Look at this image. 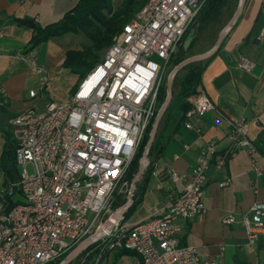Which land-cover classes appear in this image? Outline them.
Returning <instances> with one entry per match:
<instances>
[{
	"label": "built area",
	"instance_id": "1",
	"mask_svg": "<svg viewBox=\"0 0 264 264\" xmlns=\"http://www.w3.org/2000/svg\"><path fill=\"white\" fill-rule=\"evenodd\" d=\"M205 1L147 0L112 38L69 102H47L41 111L30 108L9 120L19 171L18 180L0 191V264H55L118 212L120 207L112 211L111 206L119 188L127 187L129 166L160 108L165 67ZM23 59L40 76L39 86L29 91L30 98H37L53 78L35 56ZM253 66L246 59L238 64L246 72ZM190 102L184 127L199 133L197 124L215 107L202 92ZM7 104L1 91L0 107ZM253 119H228L226 135L233 149L246 151L251 159L257 153L248 138ZM225 160L210 143L189 175L168 170L170 180L182 183L183 189L166 208H154L150 218L133 225L121 215L102 228L77 264H104L113 251L131 252L140 264H215L182 244L180 222L205 213L207 172L213 162L222 169ZM253 170L260 174L255 166ZM226 185L228 180L219 183ZM235 222L232 214L221 220L224 226ZM241 222L247 246L256 249L264 239V200L255 201Z\"/></svg>",
	"mask_w": 264,
	"mask_h": 264
},
{
	"label": "crops",
	"instance_id": "2",
	"mask_svg": "<svg viewBox=\"0 0 264 264\" xmlns=\"http://www.w3.org/2000/svg\"><path fill=\"white\" fill-rule=\"evenodd\" d=\"M76 3L77 0H0V92L4 91L8 98V104L0 107V132L8 140H12L10 119L30 108L42 110L48 102L42 103L40 96L29 97V91L39 86L40 76L32 72L23 58L36 56L52 77V71L64 57L56 38L25 54L33 30L18 25L13 18L31 19L44 27L59 21ZM261 34H264V0H246L220 50L209 58L201 75L198 90L210 98L214 110L197 124L199 133L187 130L183 120L177 131H173V125L165 127L151 158V176L140 188L136 187L134 196L138 203H144L146 211L136 223L150 218L154 208L162 212L183 189L182 183L170 180L168 170L189 175L200 151L214 143L216 154L226 156L225 165L217 170L215 163L211 164L202 199L205 213L180 222V239L182 244L193 246L202 260L215 264H264V239L259 240L256 249L249 248L241 222V216L255 201L264 200V37L260 39ZM242 59L254 64L250 72L238 67ZM241 117L255 118L248 132L257 149L252 159L246 151L233 149L226 137L227 120ZM253 166L260 170L259 175ZM2 173L5 179L3 169ZM226 180L228 185L219 187ZM228 214L236 222L224 226L221 220ZM104 264L140 263L131 252L113 251Z\"/></svg>",
	"mask_w": 264,
	"mask_h": 264
},
{
	"label": "trees",
	"instance_id": "3",
	"mask_svg": "<svg viewBox=\"0 0 264 264\" xmlns=\"http://www.w3.org/2000/svg\"><path fill=\"white\" fill-rule=\"evenodd\" d=\"M146 1L147 0H141V2L140 0H124L120 7L115 10L113 7V0H77V3L68 10L59 21L44 27L36 23L34 20L26 18H13V21L20 26L30 27L33 30V35L29 41L25 54L30 53L50 39L61 37L67 33H75L77 31L83 32L90 41V45L81 50L66 51L61 64L62 67L71 70L81 78L101 60V52L103 49L110 46L112 37L122 30L123 26L130 21L133 15L146 3ZM227 4L228 0H206L201 10L192 21L189 29L196 23H199L198 32L200 33L206 30L212 23H216L221 19L223 9ZM195 40L192 42L189 49L192 48ZM179 51L181 53L184 52L182 49V41ZM183 59L184 57L182 54L173 59L174 66ZM210 59L189 64L177 73L178 75L173 80L171 102L159 124L161 125L164 123L163 130L166 126L170 125H173V131L178 130L184 114L192 106L190 102L191 96L199 92L198 89L200 87L201 75ZM165 85L166 83L163 82L158 91L157 99L159 104H162L166 96ZM176 87H178L177 93H175ZM153 121L154 120H152L148 126L138 151L129 166L128 172L125 176L126 181L131 182L137 172L139 160L142 157L144 147L148 141ZM160 139L161 134L156 136L149 149L148 158L150 161L143 174L140 185L145 184L151 176V158L158 149ZM6 146L7 150L4 155L2 169L5 177L4 183L7 185V183L16 182L18 180V170L15 162V145L12 141L7 140ZM137 203L138 202L134 198L133 204L123 216V222L129 217ZM92 248L93 246H90L87 251ZM125 252L126 251H121V253ZM66 255L67 254L59 258L55 264H59ZM78 258L70 264L78 262Z\"/></svg>",
	"mask_w": 264,
	"mask_h": 264
},
{
	"label": "rangeland",
	"instance_id": "4",
	"mask_svg": "<svg viewBox=\"0 0 264 264\" xmlns=\"http://www.w3.org/2000/svg\"><path fill=\"white\" fill-rule=\"evenodd\" d=\"M120 1L121 0H114V5L116 6V8L114 7V5H113V7L115 10L118 7H120V5L123 3L124 0L121 2V4H119ZM140 2H141V0H140ZM237 4H238V0H228L227 6L224 7V9H223V15H222L221 19L216 23H212L206 30H204L200 33L198 32V36H197V38H196L191 49H188V50L184 51L183 53H181L178 49L175 56L171 59V61L165 67V71H164V82L165 83H166V80H167L169 73L171 72V70L174 67L173 59H175L177 56H180L182 54V56L185 59V58L193 56V55L204 53L208 49H211L210 47H212L213 44L215 43L216 38H217L218 33H219V30L221 29V25H223V22L226 21L227 19L230 20V18L232 17L231 15H233V13L237 7ZM56 42H58L60 44V47L63 49V54H64V52H66L68 50L77 51V50H81L85 47H88L90 45V41L87 39L85 34L81 31H77L75 33H67L61 37H57ZM107 48L108 47L103 49V51L101 52V55H100L101 58L103 57ZM37 61H38V59H37ZM59 61L60 62H58V63H60V64L56 65V67L52 71V77L54 78L53 81L49 82L47 84V88L44 90L42 95H40L42 97V103H46L47 100H48V102H59V103L69 102L70 98L72 96V93L76 89L77 84L85 76V74H84L83 77L79 78V76L77 74H74L71 70L66 69V68L61 66L62 60H59ZM177 75L178 74H176L175 77ZM177 91H178V87L175 88V93H177ZM160 105L161 104H159V102H158L157 107L159 108ZM39 111H41V110H39ZM159 126L160 127H158L156 136H158L159 134H162L164 123H162ZM156 136H155V138H156ZM7 140H8V136L4 135L3 133L0 132V191L4 190V188L6 186V185H4V181H3L4 178H3V173H2V164L4 161L5 152L7 150V146H6ZM10 141H12V140H10ZM139 162H140V160H139ZM28 171L31 172L30 167H28ZM127 182H128L127 187L119 188L120 190H118V192H117L118 196L116 197V199L114 200V202L111 206L112 211H115L117 208L121 207V205H123L127 201V190L130 187V182L129 181H127ZM140 186H141L140 182L137 183V188H140ZM136 195H137V191L135 190L134 196H136ZM15 198H16V196H15ZM133 200H134V197H133ZM145 213H146V211L144 208V203L140 202L135 206V208L133 209V211L131 212L129 217L126 219L125 223L127 225L136 223V222H138V220L142 219V217L145 215ZM76 263L77 262H75V264Z\"/></svg>",
	"mask_w": 264,
	"mask_h": 264
},
{
	"label": "water",
	"instance_id": "5",
	"mask_svg": "<svg viewBox=\"0 0 264 264\" xmlns=\"http://www.w3.org/2000/svg\"><path fill=\"white\" fill-rule=\"evenodd\" d=\"M246 0H238L237 7L228 21V23L221 29L219 32L216 41L212 48L204 53L193 55L190 57H187L183 59L181 62H179L177 65L173 67L171 72L169 73L167 80H166V96L163 100L162 104L160 105V108L156 114V117L151 125V130L148 136V141L144 147L142 157L140 159L137 172L132 178L130 182V187L128 189L127 194V201L119 208L118 212L116 214H112L106 222H104L101 226L97 228V230L94 232V234L88 236L86 239H84L82 242H80L75 248H73L63 259L59 264H70L74 260H76L83 252H85L92 243L98 238V236L102 233V228L112 225L114 222H117L119 217L131 207L133 204V197L134 193L137 187V183L141 182L143 178V174L149 165V158L148 153L149 149L152 145V143L155 140V136L159 127V124L161 122V119L168 108L171 99H172V86H173V80L175 75L184 67H186L189 64L205 61L209 58H211L215 53L220 49L223 40L231 27L234 25L240 14L242 13L243 7L245 5ZM199 23H196L193 28H190L188 32L185 34L183 40H182V49L184 51L188 50L191 46L192 42L197 38L198 36V28Z\"/></svg>",
	"mask_w": 264,
	"mask_h": 264
},
{
	"label": "bare ground",
	"instance_id": "6",
	"mask_svg": "<svg viewBox=\"0 0 264 264\" xmlns=\"http://www.w3.org/2000/svg\"><path fill=\"white\" fill-rule=\"evenodd\" d=\"M117 213V212H116Z\"/></svg>",
	"mask_w": 264,
	"mask_h": 264
}]
</instances>
